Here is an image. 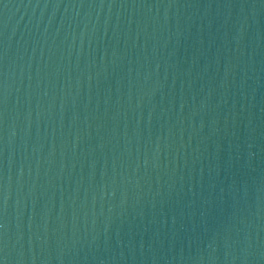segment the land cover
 <instances>
[{"label":"water","instance_id":"1","mask_svg":"<svg viewBox=\"0 0 264 264\" xmlns=\"http://www.w3.org/2000/svg\"><path fill=\"white\" fill-rule=\"evenodd\" d=\"M2 264H264V0H0Z\"/></svg>","mask_w":264,"mask_h":264},{"label":"snow or ice","instance_id":"2","mask_svg":"<svg viewBox=\"0 0 264 264\" xmlns=\"http://www.w3.org/2000/svg\"><path fill=\"white\" fill-rule=\"evenodd\" d=\"M0 264H2V261H0Z\"/></svg>","mask_w":264,"mask_h":264}]
</instances>
